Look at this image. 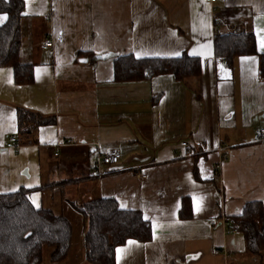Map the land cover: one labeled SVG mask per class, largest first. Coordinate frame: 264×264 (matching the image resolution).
<instances>
[{
	"label": "crops",
	"instance_id": "0c3cea01",
	"mask_svg": "<svg viewBox=\"0 0 264 264\" xmlns=\"http://www.w3.org/2000/svg\"><path fill=\"white\" fill-rule=\"evenodd\" d=\"M23 1L19 59L33 66L34 82L18 86L13 69L0 68V195L31 190L37 209L69 220L72 248L61 264H88L87 229L73 204L102 198L152 226L149 242L118 247L116 264H264V251H246L243 235L223 222L247 203L264 207L256 137L264 129V0ZM7 20L0 14V27ZM242 32L256 37L258 55L217 59L215 37ZM46 41L54 46L44 49ZM184 54L200 58L198 77L115 81L121 57ZM19 110L54 122L21 127ZM14 135L19 147L5 149ZM115 150L120 162L94 177L95 161Z\"/></svg>",
	"mask_w": 264,
	"mask_h": 264
},
{
	"label": "trees",
	"instance_id": "16d2710c",
	"mask_svg": "<svg viewBox=\"0 0 264 264\" xmlns=\"http://www.w3.org/2000/svg\"><path fill=\"white\" fill-rule=\"evenodd\" d=\"M23 0H0V14L8 16L0 27V68L13 69L14 82L27 86L34 82L33 66L20 62L22 49ZM214 53L219 60L233 63L241 56L258 55L253 34L217 35ZM260 75L264 78V55L260 56ZM118 83L141 82L158 76L173 75L176 81L198 77L202 73L200 58L184 54L180 58L141 59L133 56L119 58L114 64ZM19 125L53 124L33 113L18 111ZM31 190L0 195V264H43L44 249L50 247L54 264L66 261L72 248L73 229L64 216L49 210L37 209L29 200ZM83 216L87 229L85 257L88 264H116V250L136 240L149 242L152 226L140 211L123 210L117 200L100 199L85 204H73ZM189 201L183 203L181 218L189 212ZM230 230L240 232L246 241V251L261 255L264 251V207L257 202L247 203L242 215L231 218Z\"/></svg>",
	"mask_w": 264,
	"mask_h": 264
},
{
	"label": "built area",
	"instance_id": "2783aa9c",
	"mask_svg": "<svg viewBox=\"0 0 264 264\" xmlns=\"http://www.w3.org/2000/svg\"><path fill=\"white\" fill-rule=\"evenodd\" d=\"M227 0H205L207 6L214 5L216 3L225 4ZM44 49H48L54 46L52 41L45 42ZM257 142H264V129L258 130L256 133ZM18 135L11 136L4 142V148L7 150H15L19 147L18 145ZM183 147L189 149L188 143H183ZM122 159L121 152L119 150L111 151L108 153L101 154L99 158L95 161L92 171L93 175L96 178H101L106 175V171L103 170V167H114ZM145 177V176H144ZM143 177V178H144ZM224 223L229 224L231 222L230 218H225Z\"/></svg>",
	"mask_w": 264,
	"mask_h": 264
},
{
	"label": "rangeland",
	"instance_id": "374dc122",
	"mask_svg": "<svg viewBox=\"0 0 264 264\" xmlns=\"http://www.w3.org/2000/svg\"><path fill=\"white\" fill-rule=\"evenodd\" d=\"M53 252V249L50 248V247H46L44 249V256H43V259H44V263L43 264H54L52 261H51V254Z\"/></svg>",
	"mask_w": 264,
	"mask_h": 264
}]
</instances>
